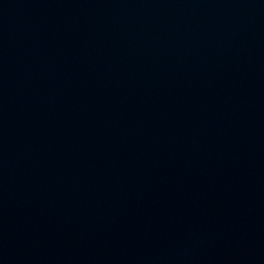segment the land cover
<instances>
[{"label": "water", "instance_id": "95a60500", "mask_svg": "<svg viewBox=\"0 0 264 264\" xmlns=\"http://www.w3.org/2000/svg\"><path fill=\"white\" fill-rule=\"evenodd\" d=\"M0 264H264V0H0Z\"/></svg>", "mask_w": 264, "mask_h": 264}]
</instances>
